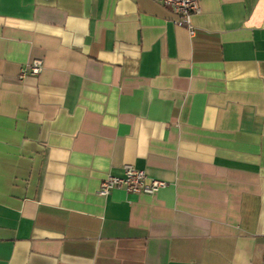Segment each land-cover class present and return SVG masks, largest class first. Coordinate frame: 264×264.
<instances>
[{
	"label": "crops",
	"instance_id": "0c3cea01",
	"mask_svg": "<svg viewBox=\"0 0 264 264\" xmlns=\"http://www.w3.org/2000/svg\"><path fill=\"white\" fill-rule=\"evenodd\" d=\"M200 6L0 0V264H264V0Z\"/></svg>",
	"mask_w": 264,
	"mask_h": 264
},
{
	"label": "built area",
	"instance_id": "2783aa9c",
	"mask_svg": "<svg viewBox=\"0 0 264 264\" xmlns=\"http://www.w3.org/2000/svg\"><path fill=\"white\" fill-rule=\"evenodd\" d=\"M158 4L170 8L179 18L175 21L179 26L189 28L190 33L194 34L192 17L201 12L202 0H154ZM44 62L41 59H34L28 68L22 70L21 78L28 74L37 76L42 73ZM167 187V183L161 180L150 178L146 171L139 170L132 165L124 168L122 176L109 175L101 184L99 195L108 197L113 190L122 189L132 194L155 195L161 189Z\"/></svg>",
	"mask_w": 264,
	"mask_h": 264
}]
</instances>
